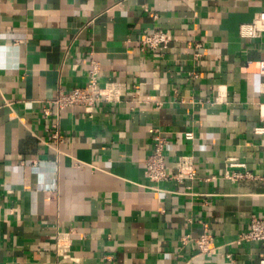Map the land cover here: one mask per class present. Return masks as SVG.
Here are the masks:
<instances>
[{
	"label": "crops",
	"instance_id": "crops-1",
	"mask_svg": "<svg viewBox=\"0 0 264 264\" xmlns=\"http://www.w3.org/2000/svg\"><path fill=\"white\" fill-rule=\"evenodd\" d=\"M263 10L264 0H0V264H259L264 241L236 239L264 215ZM155 26L170 45L144 51L137 39ZM92 51L103 79L133 83L139 101L127 91L93 117L64 108L58 152L40 139L52 120L43 107L87 84ZM156 128L170 170L192 154L196 179L151 187ZM246 170L254 177L225 175ZM204 223L214 250L198 254L183 238Z\"/></svg>",
	"mask_w": 264,
	"mask_h": 264
},
{
	"label": "built area",
	"instance_id": "built-area-1",
	"mask_svg": "<svg viewBox=\"0 0 264 264\" xmlns=\"http://www.w3.org/2000/svg\"><path fill=\"white\" fill-rule=\"evenodd\" d=\"M158 17V15H155ZM261 28H264V10L260 13ZM262 29L256 28L254 25H248L245 28L244 34L251 37L262 35ZM140 48L146 50L167 49L171 42L170 31L161 27L155 26L150 30L142 33L137 39ZM201 44H195L196 48H200ZM196 55H200L199 52ZM88 82L85 86H76L71 89H59L57 94L52 97L43 107V115L46 119L52 118L47 125L49 138L40 137L41 141L55 148L58 152H62L61 145L65 142L64 135L58 130L59 118L61 111L70 106H83L89 117L95 115L96 108L102 102L119 103L122 101L124 93L131 92L132 100L139 101V88L125 80L118 79H103V70L101 62L94 56L92 51L91 57L88 60ZM258 71L264 74V59L257 62ZM263 122L255 127V133L264 135V115ZM56 128V129H55ZM187 138H193V132L186 133ZM167 139L163 132L155 129L153 136V146L151 152L144 161V174L151 183V187L160 190L158 184L175 179L184 181L185 179H196L198 176L197 163L194 155L180 154L175 159V171H171L168 165V158L165 153ZM264 146V139H263ZM230 166L245 167V163L235 161L234 158L229 160ZM225 175L231 179H241L254 177L250 171H234L225 172ZM214 236L210 231L209 225L204 223L203 231L197 236L191 238L185 236V242L194 240L198 254L210 253L214 250ZM247 241H264V215L255 214L250 220L249 227L239 235L236 239L237 243ZM259 264H264V254L261 255Z\"/></svg>",
	"mask_w": 264,
	"mask_h": 264
}]
</instances>
